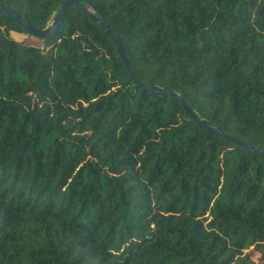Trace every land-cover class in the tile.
<instances>
[{
    "label": "trees",
    "instance_id": "obj_1",
    "mask_svg": "<svg viewBox=\"0 0 264 264\" xmlns=\"http://www.w3.org/2000/svg\"><path fill=\"white\" fill-rule=\"evenodd\" d=\"M74 4L0 13V264H264V154L158 91L264 148V0Z\"/></svg>",
    "mask_w": 264,
    "mask_h": 264
},
{
    "label": "water",
    "instance_id": "obj_2",
    "mask_svg": "<svg viewBox=\"0 0 264 264\" xmlns=\"http://www.w3.org/2000/svg\"><path fill=\"white\" fill-rule=\"evenodd\" d=\"M71 5L74 6V7H76V5L74 4V0H66V1H64L60 5L58 16L53 20L52 24L48 28H46V29H37V28H34L33 26H31L30 24H28L25 21L24 16L22 14L17 13L15 11L4 10L2 8L1 3H0V13L3 14V15L20 17L24 21V27H25L26 31L29 34L33 35V36H37V37H40L41 38V37H44L45 35H48L49 33H51L55 29V27L58 25L59 21L61 20L63 14H64L65 9L67 7H69V6H71ZM82 12L84 14H86L87 16H89L93 21H95L100 26V28L103 30V32L105 34H109V33H112L113 34V37H114V39L116 41L117 51L120 54L122 61L126 65V68L129 71L130 76L133 79H135L138 83H140L141 85L146 86V87H151V86L143 83L142 81H140V80H138L137 78L134 77V74H133V72L130 69L128 60H127L126 55L124 53V49H123V46L121 44L120 36L118 35V33L115 30H113L111 27H109L108 25L104 24L102 22V20L98 16H96V15H94V14L88 12V11L82 10ZM158 91L161 92V93H163V94H165V95H168V96L174 98L177 101H179L183 105V107L187 111V113L195 121H197L198 124H200L202 126H205L207 128L213 129L216 132H219L226 139L231 140V141L235 142L238 145H241L242 147H244L245 149H247V150H249V151H251L253 153L264 154V148H260V147H256V146L249 145V144L243 142L238 137L233 136V135L225 134L223 131H221L220 129H218L216 126H214L212 124H209V123H207L204 120H199L197 118L196 114L192 110H190V108L186 105L185 101L182 98H180L177 95H175L173 92L163 91L161 89H159Z\"/></svg>",
    "mask_w": 264,
    "mask_h": 264
},
{
    "label": "rangeland",
    "instance_id": "obj_3",
    "mask_svg": "<svg viewBox=\"0 0 264 264\" xmlns=\"http://www.w3.org/2000/svg\"><path fill=\"white\" fill-rule=\"evenodd\" d=\"M52 22V20H50V23ZM11 36L18 40V41H24L28 44H40V41L39 39H37L36 37L34 36H31L29 35V33H25V32H22V33H18V32H11Z\"/></svg>",
    "mask_w": 264,
    "mask_h": 264
}]
</instances>
